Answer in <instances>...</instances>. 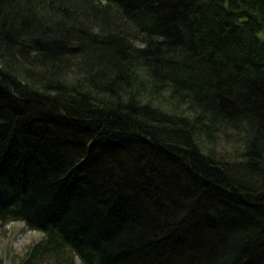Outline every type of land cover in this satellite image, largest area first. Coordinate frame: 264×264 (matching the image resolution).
<instances>
[{
  "label": "trees",
  "instance_id": "1",
  "mask_svg": "<svg viewBox=\"0 0 264 264\" xmlns=\"http://www.w3.org/2000/svg\"><path fill=\"white\" fill-rule=\"evenodd\" d=\"M8 221L6 264H264V0H0Z\"/></svg>",
  "mask_w": 264,
  "mask_h": 264
},
{
  "label": "rangeland",
  "instance_id": "2",
  "mask_svg": "<svg viewBox=\"0 0 264 264\" xmlns=\"http://www.w3.org/2000/svg\"><path fill=\"white\" fill-rule=\"evenodd\" d=\"M217 145L213 144L210 147L217 148ZM217 150V154L226 151L223 149V145H221V148L218 147ZM127 223L125 222L126 226ZM42 236V232L28 229L23 221L0 222V263L6 264L22 260L27 256L30 248L40 241ZM41 259L44 260V256ZM75 264H80L78 259L75 260Z\"/></svg>",
  "mask_w": 264,
  "mask_h": 264
}]
</instances>
